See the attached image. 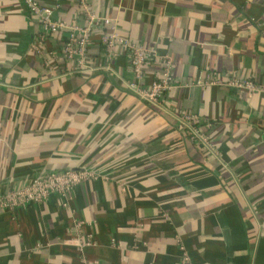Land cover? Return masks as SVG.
<instances>
[{
    "label": "crops",
    "instance_id": "crops-1",
    "mask_svg": "<svg viewBox=\"0 0 264 264\" xmlns=\"http://www.w3.org/2000/svg\"><path fill=\"white\" fill-rule=\"evenodd\" d=\"M42 2L66 24L88 25L81 2L106 23L87 72L61 59L49 69L67 32L41 44L23 0H0V189L66 170L101 176L0 214V264H264V0ZM112 30L151 53L147 85L160 59L173 63L159 105L128 88L127 53L106 56Z\"/></svg>",
    "mask_w": 264,
    "mask_h": 264
},
{
    "label": "built area",
    "instance_id": "built-area-1",
    "mask_svg": "<svg viewBox=\"0 0 264 264\" xmlns=\"http://www.w3.org/2000/svg\"><path fill=\"white\" fill-rule=\"evenodd\" d=\"M29 14L37 19L40 25L41 44L51 36L61 32H67L66 39L61 44L59 51L51 53L49 58H45L44 64L52 69L53 63L61 59L73 72L85 73L88 71L89 45L98 22L103 25L105 20L98 19L89 13L88 6L81 2L83 13L88 17V25L81 27L77 24H66L53 19V14L59 6L51 7L42 0H23ZM100 24V25H102ZM102 44L109 60L116 58L119 52L124 51L128 54L130 69L134 75V82L128 88L136 93L143 101L157 106L164 99L169 91L175 87L173 77V63L170 59H160L162 72L156 79L147 85L145 82V69L150 65L151 53L143 46L130 42L112 30L102 37ZM35 54H41L40 45L32 44L31 49ZM206 82L198 80V86H204ZM230 87L234 89L255 92L258 87L251 81L232 80ZM199 118L193 115L182 117L183 124L191 129L192 137L205 143L208 139L197 126ZM100 173L90 169L66 170L60 172L46 173L30 180L17 189H0V214L13 213L17 209L27 207L32 204H43L51 195H69L76 187L100 177ZM183 250V248H182ZM181 264H192L189 256L184 254ZM92 264V263H88ZM95 264V263H93Z\"/></svg>",
    "mask_w": 264,
    "mask_h": 264
}]
</instances>
